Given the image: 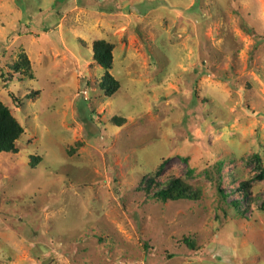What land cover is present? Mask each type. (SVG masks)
Returning a JSON list of instances; mask_svg holds the SVG:
<instances>
[{
	"label": "rangeland",
	"instance_id": "1",
	"mask_svg": "<svg viewBox=\"0 0 264 264\" xmlns=\"http://www.w3.org/2000/svg\"><path fill=\"white\" fill-rule=\"evenodd\" d=\"M0 102V264H264V0H0Z\"/></svg>",
	"mask_w": 264,
	"mask_h": 264
},
{
	"label": "trees",
	"instance_id": "2",
	"mask_svg": "<svg viewBox=\"0 0 264 264\" xmlns=\"http://www.w3.org/2000/svg\"><path fill=\"white\" fill-rule=\"evenodd\" d=\"M94 60L100 64L105 70H109L112 65V46L105 41H95ZM15 71L21 69L30 72V64L27 58L24 62L14 66ZM102 88L108 95H113L119 89L118 81L106 72ZM24 133L23 127L12 116L9 109L0 102V154L17 153L16 142ZM238 192L241 196L248 197L247 184L239 187ZM224 195V192H221ZM225 196V195H224ZM153 197L163 202L192 200L195 195L192 194L190 187L178 178H173L166 183L161 189L154 193ZM236 208L241 206V201L234 202Z\"/></svg>",
	"mask_w": 264,
	"mask_h": 264
}]
</instances>
